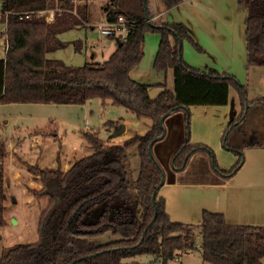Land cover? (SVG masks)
<instances>
[{"label": "trees", "instance_id": "16d2710c", "mask_svg": "<svg viewBox=\"0 0 264 264\" xmlns=\"http://www.w3.org/2000/svg\"><path fill=\"white\" fill-rule=\"evenodd\" d=\"M91 1L0 0V21L6 23L3 35L7 40L5 55L0 57V103L84 104L100 97L137 117H149L153 123L145 133H137L124 143L109 142L96 130H85L83 134L93 152L74 160L67 169L61 164L34 165L33 171L41 182L37 194L49 198L40 219L41 238L4 248L0 264H126L128 257L145 253L168 264L197 247L203 264H264V225L230 223L224 213L211 210H204L200 223L172 219L165 198L159 195L164 168L149 149L150 143L164 132L161 118L184 110L187 133L172 154L173 169H186L191 157L205 150L219 174L231 175L241 158L232 167L222 168L210 146L191 143L190 106L228 104L230 87H235L242 111L228 123L223 141L230 150L240 153L243 145L263 143L228 144L227 140L233 132L235 141H239L245 133L241 124L248 119L250 109L264 107V95L249 99L247 85L234 74L206 71L189 64L180 40H189L196 48L201 46L184 22L155 21L149 0L146 5L145 0H105L107 20H117L122 15L133 23L127 37L119 39L121 43L118 41L106 61L73 65L49 57V53L68 44L60 39L61 33L94 26ZM182 1L166 0V7ZM240 2L248 11V67L264 66V0ZM149 31L161 36L154 68L163 72L172 69L174 74V89L168 88L166 82L159 83L163 89L156 97L150 96L151 84L131 76L132 68L144 57L145 35ZM74 44L82 47L81 40ZM120 123L108 121L109 130L120 127ZM133 143L137 144L140 162L136 179L130 175L128 165L127 148ZM6 155V144L0 141V225L6 222ZM106 233L117 238L98 243L96 238Z\"/></svg>", "mask_w": 264, "mask_h": 264}, {"label": "rangeland", "instance_id": "374dc122", "mask_svg": "<svg viewBox=\"0 0 264 264\" xmlns=\"http://www.w3.org/2000/svg\"><path fill=\"white\" fill-rule=\"evenodd\" d=\"M104 4L105 0H92L91 11L94 26L66 31V37L70 39L66 41L68 44L54 51L50 56L63 59L73 65H83L86 61L91 60L106 61L111 54H109L112 48L110 46L116 45L117 39L109 38L99 30L98 24L104 22ZM50 14L53 12L50 11ZM154 20L160 22V20ZM5 30L6 23L0 21V57L5 55L7 47L6 37L3 35ZM160 37V33L152 31L145 35V54L139 67L136 68V71L141 70L139 73L141 77L136 78L141 82H154L160 78V75H163L153 66ZM75 40H81L83 46L77 48L74 44ZM92 56H94L93 59ZM250 71L249 86H247L248 97L249 99L259 98L264 95V66L250 67ZM152 87L157 86L153 85ZM234 96H236V92L232 90L228 112L225 115H228L229 119L225 126L235 118L238 112ZM178 111L171 113L172 116L169 117H175L173 115ZM169 117L164 121L165 133L170 129L172 118ZM111 120L121 122L120 127L124 124L126 130L113 136L116 129L109 130L108 121ZM193 120L194 118L191 116L189 132L192 129ZM152 123L151 118L137 117L125 107L115 105L108 99L103 101L100 97L92 98L84 104L0 103V141H4L7 148L4 176L6 222L0 225V252L13 244L36 241L41 238L40 219L48 206L49 198L37 194L41 182L33 171L34 165L58 167L61 164V168L67 169L74 160L93 152V147L83 134L85 130H96L103 139L109 142L124 143L129 135L145 133ZM221 126L222 121L214 119L215 136L213 135L211 140L215 141L218 138ZM241 127L245 128V133L240 135L239 141H235L232 132L227 140L228 144L242 143L243 145L245 142L255 141L264 143V107L250 109L248 119L241 124ZM223 133L224 130L219 136L220 141H222ZM165 137L166 134L153 145V154L157 160H159L157 152L161 148L160 142ZM220 147L222 148L214 149L218 163L220 161L232 165L241 158L237 172L223 175L226 179H230L234 175H238L237 177L242 179L243 174L264 172V147L258 151H246V146L243 145L240 153L230 150L224 141L220 142ZM127 151L130 175L136 179L140 165L137 144L129 145ZM229 166L228 168H230ZM255 175L256 177L260 176V174ZM115 238L117 237L111 233H106L97 237L96 241L103 243ZM200 243L201 235L198 233L197 246ZM125 261L126 264H163L161 260L149 253L128 257ZM168 264H203V259L197 247L170 260Z\"/></svg>", "mask_w": 264, "mask_h": 264}, {"label": "crops", "instance_id": "0c3cea01", "mask_svg": "<svg viewBox=\"0 0 264 264\" xmlns=\"http://www.w3.org/2000/svg\"><path fill=\"white\" fill-rule=\"evenodd\" d=\"M149 9L156 20L184 22L188 26L193 38L201 46L196 48L189 40H184L183 55L189 64L206 71L234 74L240 82L249 86L251 71L247 64L246 43L248 11L247 6L240 0H184L169 9L166 7V0H149ZM103 21H107L106 16ZM59 37L62 41L70 40L65 32ZM117 45L118 40L116 45L110 46L112 48L109 54H112ZM50 55L51 53L48 56L52 57ZM139 65L131 70V76L135 79L141 77L139 75L141 70L136 71ZM159 72L163 75L150 82L151 97H156L163 89L159 83L166 82L168 88L174 89L173 70ZM153 85L157 87H152ZM232 90L236 92L234 98L238 116L242 111V105L238 91L233 86L230 87L229 102ZM227 108L228 104L191 105L190 110L194 118L190 131L191 143H204L213 150L222 148L220 142H223V136L222 141L219 136L228 125L225 126L229 119L228 115V118L225 116ZM173 116L175 117H169L172 118L170 129L160 142L161 148L157 152L161 161L159 162L166 173L159 195L165 198L172 219L200 223L204 210H211L224 213L230 223L264 225V172L243 174L242 179H239L238 175L226 179L213 168L210 153L205 150L196 152L186 169L175 171L172 167V154L185 139L187 124L184 110H179ZM214 119L222 121V128L215 141L211 140L215 136ZM263 147L264 143H257L247 145L245 150L258 151ZM219 165L222 168L233 166L220 161ZM255 174L260 176L256 177Z\"/></svg>", "mask_w": 264, "mask_h": 264}, {"label": "built area", "instance_id": "2783aa9c", "mask_svg": "<svg viewBox=\"0 0 264 264\" xmlns=\"http://www.w3.org/2000/svg\"><path fill=\"white\" fill-rule=\"evenodd\" d=\"M29 14V13H28ZM53 14H50V17H52ZM22 17V16H21ZM133 23L128 22L124 16H119L117 20L112 21H104L100 24L99 30L102 34L105 36H114L116 39H125L127 37V34L129 32V26Z\"/></svg>", "mask_w": 264, "mask_h": 264}, {"label": "water", "instance_id": "95a60500", "mask_svg": "<svg viewBox=\"0 0 264 264\" xmlns=\"http://www.w3.org/2000/svg\"><path fill=\"white\" fill-rule=\"evenodd\" d=\"M145 5H146V0H145ZM146 13H147V8H146ZM147 18H148V20H149V15H148V14H147ZM117 40L119 41V39H117ZM119 43H121V42L119 41ZM180 44L183 45V42H182L181 40H180ZM164 120H165V116H163V117L161 118V124H162V126H163V128H164V132H163V134L160 135L159 137H157L156 139H154V140L150 143V146H149L150 152H151V154H152L154 157H155V155L153 154V145H154V143H155L157 140L163 138V137L165 136V134H166V133H165L166 130H165V127H164ZM125 130H126V126H125L124 124H122L120 128H119V127H118V129L116 128V130H115L114 133H113V136H117V135H119L120 133L124 132ZM158 161H159V160H158ZM165 174H166V173H165V170L163 169L162 180H161V182H160L158 188H160V187L163 185L164 180H165ZM155 199H156V194L153 195V200H155ZM56 205H57V203H55V205L52 207L51 211H53V210L55 209ZM48 216H49V215H48ZM14 221H16L15 218H14ZM42 240H43V241L46 240V237H45L44 235H43V237H42Z\"/></svg>", "mask_w": 264, "mask_h": 264}]
</instances>
